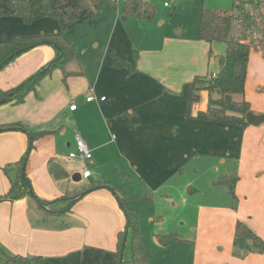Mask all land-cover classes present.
<instances>
[{
    "label": "crops",
    "instance_id": "crops-1",
    "mask_svg": "<svg viewBox=\"0 0 264 264\" xmlns=\"http://www.w3.org/2000/svg\"><path fill=\"white\" fill-rule=\"evenodd\" d=\"M153 21L137 19L143 37L137 38V48L125 51L122 43L129 42L130 34L114 16L111 39L99 59L81 69L69 63L66 79L56 69L23 104L1 105L0 125L20 122L34 133L48 132L36 140L26 174L35 195L49 202L78 184L105 181L117 188L113 179L123 173L144 184L149 195L163 192L170 197L181 191L185 196L187 186L178 178L191 162L224 158L223 163L236 164L238 202L201 207L197 254L203 264H264V254L251 253L245 259L233 255L238 221L264 239V56L255 50L249 59L248 126L201 120L197 115L207 110L209 95L194 91V80L216 75L223 52L201 40L199 28L193 33L182 28L175 35L155 30ZM60 30L51 18L32 23L20 17L0 19V41ZM111 51L125 59L128 68L111 66ZM55 56L49 45L22 54L0 70V89L16 87ZM89 95L92 102L86 101ZM73 104L75 111L70 110ZM77 134L91 149V161L69 158L76 150ZM29 141L22 131L0 133V195L11 187L3 168L24 156ZM51 158L69 172V180L54 179L48 166ZM83 168H89L93 177L75 182L74 175ZM60 203L57 207L68 204ZM125 225V213L107 188L87 193L71 212L54 216L31 196L0 203V246L9 256H41L43 264H85L95 258L116 264L117 236Z\"/></svg>",
    "mask_w": 264,
    "mask_h": 264
},
{
    "label": "trees",
    "instance_id": "trees-1",
    "mask_svg": "<svg viewBox=\"0 0 264 264\" xmlns=\"http://www.w3.org/2000/svg\"><path fill=\"white\" fill-rule=\"evenodd\" d=\"M109 0H0V19L3 17H20L25 23L51 18L60 25V32L37 36H24L11 41H0V70L14 62L22 54L42 45L55 49L56 56L37 72L26 78L14 88L0 89V106L3 104H23L27 96L36 92L41 81L56 69L68 75L66 66L77 58L76 48L67 39L66 34L93 20ZM116 3V0H111ZM232 13H222L203 9L199 25V38L209 44L222 43L226 45V53L219 57V72L196 77L194 91H206L209 95L208 108L199 112L197 118L225 125H236L242 128L248 126L247 115L251 103L246 100V83L249 59L253 51H259L264 56V3L262 0H233ZM123 12L128 17L139 20H154L155 4L145 0H125ZM112 64L117 68H128V64L117 52L111 51ZM6 102L1 104L3 100ZM7 131H22L29 136V145L24 156L11 165L3 168L10 180V190L0 195V203L33 197L37 204L49 215L71 212L84 192L90 193L99 188L112 190L126 216L125 228L117 236L116 264H153V251L141 235L139 217L133 209L127 207V200L133 198H149L144 196L130 197L105 181H93L78 184L67 190L57 201H45L37 197L32 183L26 174L29 155L35 149V142L48 132L34 133L20 122L1 124L0 133ZM49 171L55 180L70 179L69 172L56 158L48 162ZM239 177L233 173L218 176L214 186H226L235 203L238 202L236 185ZM68 204L57 207L61 201ZM61 204V203H60ZM236 209V207H235ZM132 235L131 259H123V250L128 233ZM162 245H168L169 240H179L177 235L158 236ZM233 255L245 259L251 253L264 254V239L255 233L246 223L238 221L235 227ZM16 264H43L41 256L12 255L6 260Z\"/></svg>",
    "mask_w": 264,
    "mask_h": 264
},
{
    "label": "rangeland",
    "instance_id": "rangeland-1",
    "mask_svg": "<svg viewBox=\"0 0 264 264\" xmlns=\"http://www.w3.org/2000/svg\"><path fill=\"white\" fill-rule=\"evenodd\" d=\"M125 0H109L103 8L97 12L95 18L74 30L69 31L67 39L76 48L77 58L74 64L81 69L85 64L92 65L96 58H100L105 52L109 39H111L112 20L119 17L122 25L129 31V42L122 43L123 49L128 51L137 48V38L143 37L136 18L124 20L123 12ZM155 4L156 16L153 27L159 32L171 31L177 34L182 28L190 33L196 32L200 25L202 10L208 9L222 13H232L233 0H145ZM264 2V0H262ZM167 4V6H165ZM129 18V17H128ZM98 21H101L98 23ZM161 22L163 24L161 25ZM145 25V24H144ZM143 29V28H142ZM137 33H141L137 35ZM216 49L226 53V45L215 43ZM69 64V65H70ZM215 67L218 66L215 65ZM215 70V69H214ZM224 158H214L211 161H193L179 176L181 184L187 186L182 195L181 191L149 195L144 184L137 179H129L127 173L114 177V184L125 195L130 197L144 196L149 198H131L127 200V207L133 209L139 217L141 235L147 241L153 251V264H203L197 254L198 249V224L200 209L203 206L215 207L214 204H223L227 200L235 203L226 186H214V180L221 174H236V164L223 163ZM236 163V161H235ZM216 165V166H213ZM218 168V169H217ZM219 170V171H217ZM230 170V171H229ZM4 176L9 180L3 171ZM10 181V180H9ZM133 182V184H131ZM196 190V193H193ZM168 194V193H167ZM61 206V205H60ZM237 209V206L235 204ZM234 209V208H233ZM177 235L180 239L169 240L168 245H162L158 236ZM132 235L128 233L123 250V259H131ZM201 247V246H200ZM9 253L0 246V264H16L7 262ZM103 261V262H101ZM107 259L95 258L85 264H106Z\"/></svg>",
    "mask_w": 264,
    "mask_h": 264
},
{
    "label": "built area",
    "instance_id": "built-area-1",
    "mask_svg": "<svg viewBox=\"0 0 264 264\" xmlns=\"http://www.w3.org/2000/svg\"><path fill=\"white\" fill-rule=\"evenodd\" d=\"M165 6H167V4ZM262 6L264 7V3L262 4ZM215 76L216 75H213V77H215ZM93 100H94L93 95H89L86 98L87 102H92ZM101 100L105 101L106 97H102ZM76 109H77L76 104H73L70 107L71 111H75ZM75 143H76V150L69 154V158L74 159V160H79L82 162L91 161L93 159V153H92L91 149L89 148L88 144L86 143L85 139L83 138V136L81 134H77L75 136ZM80 173H81L80 175H81L82 179H84V180H89L93 177V173L89 168H83L80 171Z\"/></svg>",
    "mask_w": 264,
    "mask_h": 264
},
{
    "label": "water",
    "instance_id": "water-1",
    "mask_svg": "<svg viewBox=\"0 0 264 264\" xmlns=\"http://www.w3.org/2000/svg\"><path fill=\"white\" fill-rule=\"evenodd\" d=\"M5 102H6V99L3 100V101L1 102V104L5 103ZM73 180H74L75 182H80V181L82 180V177H81V175L78 173V174H75V175H74ZM86 194H87V192L82 193V194H81V198L84 197ZM126 232L128 233V230H127Z\"/></svg>",
    "mask_w": 264,
    "mask_h": 264
}]
</instances>
